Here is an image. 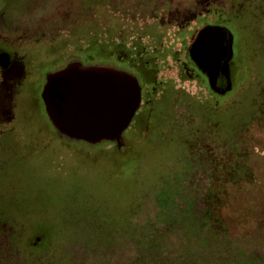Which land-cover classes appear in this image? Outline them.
<instances>
[{"label": "rangeland", "instance_id": "1", "mask_svg": "<svg viewBox=\"0 0 264 264\" xmlns=\"http://www.w3.org/2000/svg\"><path fill=\"white\" fill-rule=\"evenodd\" d=\"M71 63L138 78L118 139L49 123ZM0 264H264V0H0Z\"/></svg>", "mask_w": 264, "mask_h": 264}, {"label": "water", "instance_id": "2", "mask_svg": "<svg viewBox=\"0 0 264 264\" xmlns=\"http://www.w3.org/2000/svg\"><path fill=\"white\" fill-rule=\"evenodd\" d=\"M41 99L57 131L94 143L120 137L138 107L140 88L127 73L71 63L47 75Z\"/></svg>", "mask_w": 264, "mask_h": 264}, {"label": "crops", "instance_id": "3", "mask_svg": "<svg viewBox=\"0 0 264 264\" xmlns=\"http://www.w3.org/2000/svg\"><path fill=\"white\" fill-rule=\"evenodd\" d=\"M105 67V66H104ZM108 68V67H107ZM125 73V72H124ZM42 89H43V87H42ZM42 92V91H41ZM40 99H41V93H40ZM41 102H42V105H43V109H44V112H45V107H44V104H43V101H42V99H41ZM45 114H46V112H45ZM46 117H47V114H46ZM47 119H48V117H47ZM48 121H49V123L51 124V122H50V120L48 119ZM51 126H52V124H51ZM53 127V126H52ZM127 128V127H126ZM125 128V129H126ZM53 129L55 130V132L58 134V133H60L59 131H57L54 127H53ZM62 135H64L65 137H69L70 139H76V140H81L82 142L81 143H87V144H91V142H89V141H86V140H84V139H81L80 137H70V136H68V135H66V134H62ZM73 142H77V143H80L79 141H73ZM92 145V144H91Z\"/></svg>", "mask_w": 264, "mask_h": 264}, {"label": "trees", "instance_id": "4", "mask_svg": "<svg viewBox=\"0 0 264 264\" xmlns=\"http://www.w3.org/2000/svg\"><path fill=\"white\" fill-rule=\"evenodd\" d=\"M44 126H45V123H44ZM46 127H47V129L49 130V128H48V123L46 122ZM55 138V137H54ZM56 140H58V141H56V143H58V144H64L65 145V143H64V141H62V140H59V139H57V138H55ZM58 149H60V148H58Z\"/></svg>", "mask_w": 264, "mask_h": 264}, {"label": "flooded vegetation", "instance_id": "5", "mask_svg": "<svg viewBox=\"0 0 264 264\" xmlns=\"http://www.w3.org/2000/svg\"><path fill=\"white\" fill-rule=\"evenodd\" d=\"M200 37H201V36H200ZM136 79H137V81H138L137 83H138L139 87H141V85L139 84V80H138V78H136ZM142 89H143V88L141 87V94H142Z\"/></svg>", "mask_w": 264, "mask_h": 264}]
</instances>
